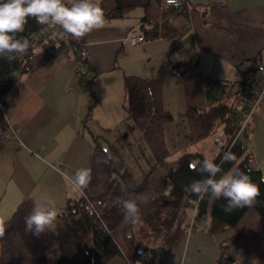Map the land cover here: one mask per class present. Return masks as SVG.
I'll return each instance as SVG.
<instances>
[{
  "label": "crops",
  "instance_id": "crops-1",
  "mask_svg": "<svg viewBox=\"0 0 264 264\" xmlns=\"http://www.w3.org/2000/svg\"><path fill=\"white\" fill-rule=\"evenodd\" d=\"M185 5L200 63L194 69L183 68L180 76L172 72L180 66L175 42L159 38L132 44L129 37L142 31L141 20L133 23L123 17L78 39L88 61L87 76L93 78L91 90L81 85L77 60L67 49L44 55L17 77L2 100L19 137L0 144V220L10 218L25 197L47 196L63 207L79 194L71 178L76 169L87 168L94 137L117 127L125 117L127 75L147 79L155 107L173 114L188 107L206 108L222 94V101L234 100L244 64L264 62V0H187ZM245 134L264 176V96ZM202 150L216 152L213 147ZM193 215L189 207L177 240L158 259L144 258L137 264H218L222 245L231 241L236 228L213 232L209 215L190 228L186 220ZM258 222L254 240H241L230 248L243 263L255 264L254 257L264 248V222ZM244 229L254 228L246 224ZM123 261L120 257L115 264Z\"/></svg>",
  "mask_w": 264,
  "mask_h": 264
},
{
  "label": "trees",
  "instance_id": "trees-1",
  "mask_svg": "<svg viewBox=\"0 0 264 264\" xmlns=\"http://www.w3.org/2000/svg\"><path fill=\"white\" fill-rule=\"evenodd\" d=\"M185 4L173 8L165 0H101L105 17L110 19L128 17L134 9L144 8L146 14L141 19V29L145 40L174 39L173 50L179 55L182 70L197 68L200 63ZM153 7L154 12H151ZM17 37H27L30 46L13 61L0 58V100L17 77L34 68L44 55H56L64 49L74 53L81 85L92 89L93 78L87 76L88 61L81 51V43L71 34L64 33L58 24L41 25L29 17L24 31L17 33ZM124 83L125 117L117 127L108 129L114 132L113 136H104L103 140L100 136L94 137L95 145L87 166L91 179L86 187L79 188L76 197H69L65 206L57 210L54 231L39 236L24 231L23 217L33 207L35 200L32 197H25L10 218L0 220L9 225L5 237L0 240V258L6 260L4 264H108L117 256L124 259L122 264H137L144 258L153 262L177 240L189 207L197 211L193 227L209 215L208 228L213 232L236 228L231 241L222 245L218 264H245L231 253L230 248L241 240H254L259 235V231L245 230L242 223L250 209H254L264 222V184L261 185L262 194L253 206L227 213L221 206L223 198L216 199L211 195L201 198L186 192L184 186L201 176L189 166L190 163L198 165L204 153L219 162L223 152L229 149L236 154L237 160L224 162L222 171L239 167L248 171L254 180L259 181L263 176L246 142V134L236 138L241 126L239 117L251 93L238 78L239 89H236L233 101H222V94L206 108L188 107L173 114L155 107L147 79L127 75ZM180 122L186 124L188 130L185 143L172 144L170 126ZM219 127L224 130V136H221L224 143L220 144L221 138L215 140L219 148L217 153L191 150L194 144ZM180 150L184 151L171 158ZM126 156L131 167L140 166L142 180H136ZM139 197H147L146 202L140 203L139 219L146 222L153 233L164 237L159 249L141 242L134 233L135 223L123 219L117 201ZM89 204L95 208L91 214L87 210ZM89 239L93 242L90 250L87 249ZM254 260L264 264V248Z\"/></svg>",
  "mask_w": 264,
  "mask_h": 264
},
{
  "label": "clouds",
  "instance_id": "clouds-1",
  "mask_svg": "<svg viewBox=\"0 0 264 264\" xmlns=\"http://www.w3.org/2000/svg\"><path fill=\"white\" fill-rule=\"evenodd\" d=\"M29 17L35 18L41 25L58 24L64 33H69L76 39L104 25L106 19L99 0H0V58L13 61L27 51L30 46L29 39L18 38L17 33L24 31ZM236 160V154L230 149L223 152L219 162L215 157L204 153L198 165H189L201 173L200 178L191 180L184 186V190L201 198L206 195L216 199L223 198L221 206L226 213L236 208L253 206L262 194L264 176L259 181L254 180L248 171L239 167L222 171L221 165L224 162ZM218 173L221 174L218 176ZM71 179L75 186L86 187L91 179L90 169H76ZM146 200L147 197H139L117 201L124 221L136 223L140 217V203ZM87 210L91 214L95 208L89 204ZM57 216L54 200L42 196L35 200L31 211L23 217L24 231L36 236L46 231H54ZM8 227L7 223L0 222V240L5 237ZM5 261L0 258V264Z\"/></svg>",
  "mask_w": 264,
  "mask_h": 264
},
{
  "label": "rangeland",
  "instance_id": "rangeland-1",
  "mask_svg": "<svg viewBox=\"0 0 264 264\" xmlns=\"http://www.w3.org/2000/svg\"><path fill=\"white\" fill-rule=\"evenodd\" d=\"M99 3L101 4V0H99ZM151 12H154V7L151 8ZM145 14H146V10L144 8H142V7H139V8L134 9L131 12V15H130L131 17H126L125 20H128V21L133 22V23L134 22L137 23L139 20L142 19V17ZM105 18H106L105 19V22L106 21H109V20H113V19H110L108 17H105ZM171 40H173L175 42L174 39H171ZM129 41H130V39H129ZM179 63H180V60H179ZM229 98L232 99V96H230ZM226 99H228V98H226ZM247 129H248V124L243 129H241V126H240L239 129H238V131H237L236 138L237 137H242L243 134L246 133ZM94 130H95V128L93 127V131ZM97 130H100V132H98V133H101L103 131L102 128H99ZM169 132L171 133V137H172L171 138V141H172V144H176V143H179V142L181 144H184L185 143V138L186 137H184V136L188 132L187 127H186V124L181 123V122L180 123H177V124H173V125L170 126ZM103 133H105V132H103ZM113 134H114V132H110V131L108 132L107 131V133H105L103 135L100 134V135H102L100 137L103 140L104 139V136H113ZM219 136H224V130H223L222 127H219L216 132L212 133L211 135H209L205 139H202L198 143L194 144L191 147V150H194L196 148V146H197L198 150H202V149H207V148L213 147V149L216 151V152H214V154H215V153H217V149H216V145H215L216 144L215 140ZM207 138H209V139H207ZM206 140H208V141H206ZM93 141H94V139H93ZM221 142L224 143V139L223 138H221L220 143ZM94 143L95 142H93L92 149H93V147L95 145ZM144 146H147L146 143L144 144ZM147 148H148V146H147ZM182 151H184V150H180L179 152L175 153L171 158H176ZM124 152H125V150H124ZM125 155H126V152H125ZM126 160H127L128 164H129L130 168L132 169L131 171H133L134 177L136 178V180L137 181L142 180L143 173L140 171V166L135 164L136 166L135 165H132V167H131V164H130L129 160L127 159V156H126ZM142 165L145 166V164H143V163H142ZM77 192H79V189L77 190ZM72 194L77 195L76 192H72ZM65 204H66V202H65ZM63 207L62 206H58L56 208L59 211ZM258 220H261V217L259 216V214L254 209H250L249 212H248V214H247L246 219L242 223V226L245 227L246 224L252 225V228H254L252 231H255L256 232L259 229V227H260V225L258 224L259 223ZM186 221L187 222L189 221V224H191V218L189 220H186ZM134 233H135L136 237L138 239H140L141 242H143L145 245H149V246L154 247V248L156 247L157 244H159L160 241H161V243H163V241H164V237L161 234L153 233L152 230H151V228L149 227V225L146 222L142 221L141 219H138V221L134 224ZM254 244H256V242H254L252 244V247H251L252 249H253ZM92 248H93V242H92L91 239H89L87 241V249H92ZM118 258H120V257L119 256L114 257L113 259H111L108 262V264H113V263L115 264V262L118 260ZM241 262H243V261H241ZM254 263L257 264L255 262V260H254ZM245 264H247V263H245Z\"/></svg>",
  "mask_w": 264,
  "mask_h": 264
},
{
  "label": "built area",
  "instance_id": "built-area-1",
  "mask_svg": "<svg viewBox=\"0 0 264 264\" xmlns=\"http://www.w3.org/2000/svg\"><path fill=\"white\" fill-rule=\"evenodd\" d=\"M167 5L173 8H181L186 0H165ZM132 44H138L145 40V34L143 31L136 32L129 37ZM173 73L180 76L184 73L180 66L173 68ZM239 79L242 81V86L245 90L251 93L246 102V106L242 109V113L239 117L241 123V129H243L251 120L255 111L260 107L261 101L264 96V62L262 61H250L244 64L240 70ZM2 104L3 101L0 100ZM4 104V103H3ZM3 107V116L0 121V144L8 138H18L19 134L15 125L10 120L6 113L5 105ZM223 145V142L220 143ZM197 211L194 208V215L191 218L190 228L196 223ZM228 242H224L226 245Z\"/></svg>",
  "mask_w": 264,
  "mask_h": 264
}]
</instances>
